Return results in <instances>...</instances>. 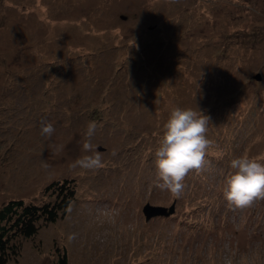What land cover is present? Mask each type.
Returning <instances> with one entry per match:
<instances>
[{
  "label": "rangeland",
  "instance_id": "obj_1",
  "mask_svg": "<svg viewBox=\"0 0 264 264\" xmlns=\"http://www.w3.org/2000/svg\"><path fill=\"white\" fill-rule=\"evenodd\" d=\"M177 106L209 116L214 142L181 198L153 183ZM90 121L104 167L71 169ZM243 154L264 158V0H0V208L76 189L8 264H264V200L223 197ZM148 203L176 211L147 220Z\"/></svg>",
  "mask_w": 264,
  "mask_h": 264
},
{
  "label": "clouds",
  "instance_id": "obj_2",
  "mask_svg": "<svg viewBox=\"0 0 264 264\" xmlns=\"http://www.w3.org/2000/svg\"><path fill=\"white\" fill-rule=\"evenodd\" d=\"M209 124L210 117L199 108L177 106L171 110L154 153L156 176L153 183L157 189L176 198L185 194L188 188L186 178L192 172L199 174L204 170L208 150L213 146L214 142L208 138ZM97 127L95 121L88 123L82 142V150L87 154L73 161L71 169L94 171L104 167L103 154L92 143ZM54 133L55 127L51 122H41L42 136L51 138ZM112 155H117L115 149ZM42 167L47 169L50 165L45 161ZM230 168L232 171L225 177L223 190L229 208L243 210L258 200H264V158L243 154L230 161ZM72 239L74 235L69 236V240Z\"/></svg>",
  "mask_w": 264,
  "mask_h": 264
},
{
  "label": "trees",
  "instance_id": "obj_3",
  "mask_svg": "<svg viewBox=\"0 0 264 264\" xmlns=\"http://www.w3.org/2000/svg\"><path fill=\"white\" fill-rule=\"evenodd\" d=\"M71 181L56 180L46 187V192L52 191L54 200L35 203L12 199L0 208V264H8L11 255L17 254L14 243L19 237H33L42 224L55 222L65 215L75 198L76 189ZM58 264H67L65 254L59 257Z\"/></svg>",
  "mask_w": 264,
  "mask_h": 264
},
{
  "label": "water",
  "instance_id": "obj_4",
  "mask_svg": "<svg viewBox=\"0 0 264 264\" xmlns=\"http://www.w3.org/2000/svg\"><path fill=\"white\" fill-rule=\"evenodd\" d=\"M256 78L261 79V75L258 74ZM143 211L146 215L147 220H150L156 216H171L172 214L175 213L176 208H175V205H173L170 208H167L164 206H155V205H151L150 203H148L144 207Z\"/></svg>",
  "mask_w": 264,
  "mask_h": 264
}]
</instances>
